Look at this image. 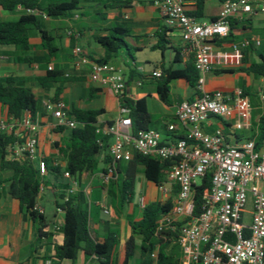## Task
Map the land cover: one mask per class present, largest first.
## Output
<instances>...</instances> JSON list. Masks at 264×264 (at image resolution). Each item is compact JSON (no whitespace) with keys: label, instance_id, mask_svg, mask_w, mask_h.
<instances>
[{"label":"built area","instance_id":"obj_1","mask_svg":"<svg viewBox=\"0 0 264 264\" xmlns=\"http://www.w3.org/2000/svg\"><path fill=\"white\" fill-rule=\"evenodd\" d=\"M152 1L166 26L180 31L184 43L182 56L192 58L199 72V94L177 107L176 118L184 131L182 139L164 141L162 134L153 128L134 135L130 110L120 102L127 98L128 80L124 70L109 62L91 60L82 47H75V66L78 69L87 67L92 81L109 88L120 102V117L100 130L102 135L113 137L109 148L111 160L104 171L94 174L93 179L98 181L99 188H108L118 177V163L130 161L135 154L168 161L167 182L157 189L165 198L172 195L176 186L179 192L173 210L159 221V231H179L183 264H264V144L258 147L254 140L232 143L225 128L209 129L212 119H221L231 127L233 135L249 130L254 107L243 89L232 93L205 89V76L214 71V42L231 35L233 20H242L245 14L264 15V0L226 1L222 3L219 17L211 22H199L188 12L184 0ZM26 13L47 18L38 10L26 9ZM252 44L259 46L261 41L246 38L232 43V48L242 55ZM161 75V71L152 73V77ZM142 84L143 80L136 81L137 87ZM261 98L264 99L263 94ZM44 109L55 119L54 128L75 129L79 125L70 118L61 100H47ZM41 127V120L29 113L20 119H0V138L7 135L16 139L7 158L10 161L27 158L39 170L42 178L39 199L46 191L45 181L49 174L46 161L37 159ZM168 129L174 132L177 126L171 124ZM55 164L66 165L65 161ZM208 174L212 175L211 188L204 197L202 212L194 216L195 186ZM64 177L70 181L68 193H76L80 188L78 180L69 172H65ZM139 202L142 209L148 204L144 196ZM96 205L105 215H111L104 202L97 201ZM56 210L63 214L61 208ZM63 224L64 219L55 223V239L64 235ZM153 257H157L156 252ZM45 264L56 262L50 258Z\"/></svg>","mask_w":264,"mask_h":264},{"label":"crops","instance_id":"obj_2","mask_svg":"<svg viewBox=\"0 0 264 264\" xmlns=\"http://www.w3.org/2000/svg\"><path fill=\"white\" fill-rule=\"evenodd\" d=\"M184 2L190 14L198 15L195 18L199 22L216 20L222 8L220 0H206L200 11H198L196 0H184ZM113 3H117V5L110 7ZM106 4L109 7H106ZM23 15H27V13L26 8L22 5H19L14 11L0 8V21H16ZM234 23L236 25L233 28V34L237 38L236 41L252 38L260 39L261 44L259 46L255 44L252 54L248 53L245 56L247 59L245 64L242 63V55L232 48V43L236 41L216 44L212 53L214 71L205 76V89L208 92L223 93H232L239 88L243 91L245 89L254 106L257 104V100L262 99L264 78L250 72L249 61L251 59L260 61V56L264 57V15L245 14L242 20L238 19ZM44 25L45 29L57 39L59 48L58 52L48 61V67L61 70L64 72V76L72 78V81L64 84L53 83L48 89H45L36 81V78L45 74L46 65L37 62L31 65L20 62V59L29 57L35 59L49 57L48 51L42 47L43 41L37 30L31 31L30 50L28 51L16 46L0 47V78L13 76L30 79L26 86L33 89L40 101V109L35 116L41 120L42 124L37 159L53 157L54 161L64 163L62 154L55 144L61 142L66 133L58 132L59 128L53 127L55 119L44 109V103L47 100L53 101L58 86L62 85L63 87L59 99L66 104L69 115L73 108L105 109L106 114L99 118V122L103 125H107L109 122L113 123L120 117V102L115 94L109 88L93 82L87 67L78 69L74 64L73 56L74 48L80 46L90 59H103L105 50L97 38L108 35L109 30L114 27L123 28L129 32L126 41L131 47L135 59V61H131L126 50H122L116 59L109 62L124 70L128 80L127 98L135 101L146 100L150 113L158 116L156 128L153 129L162 134L164 141H175L172 136L183 135V128L176 118L177 107L184 100L195 99L199 93L185 79H176L170 86L172 103L167 105L160 100L158 84L152 77V73L154 71L162 72L163 68L182 70L186 67L187 59L181 56V62H175L176 50H180L184 44L181 33L177 29L166 26L152 0H81L80 10L76 11L73 16L48 19ZM161 36H164L168 41L163 50L160 48ZM133 70L143 78L141 87H137V80L130 78ZM8 118L11 117L8 115L7 107L0 104V119ZM171 124L177 126L174 132H170L168 129ZM219 126L225 128L219 119H212L209 129L212 130ZM227 135L232 143L245 140H238L231 130ZM62 166L64 167L65 164ZM100 171L103 169L96 173ZM94 174L83 179L81 190L85 191L87 195L89 194L91 204L99 209L94 212V217L97 220L109 221L111 227L121 230L122 256L126 240L132 234L128 215L135 216L138 210L139 217H135L136 220H140L143 209L140 207V202L134 199L131 204L126 205L128 207L126 220L110 218L112 213L109 216L105 215L96 202L102 201L110 206L109 189L99 188L98 181L93 179ZM12 175V171L0 169V264H45L46 260L52 258L54 254V244H61L63 236L55 239L54 235L49 243L38 240L35 224L27 214L26 208L9 193ZM147 182L148 188L142 190V196L147 199L148 204L157 201L166 202L172 197L176 200L177 195L174 196L172 193L169 198H165L158 189L157 191L153 189V186L157 187L154 183L148 180ZM45 203H49L55 208L54 221L51 226V231L54 234L55 223L64 219L63 214L57 213L54 190L46 189L38 200V206L47 216V208L43 207ZM94 228L101 237L106 233V225L99 221ZM171 251L170 248L169 252ZM79 258L83 260V264L93 263V261L87 262L82 255ZM65 263L73 264L68 260L61 264Z\"/></svg>","mask_w":264,"mask_h":264},{"label":"trees","instance_id":"obj_3","mask_svg":"<svg viewBox=\"0 0 264 264\" xmlns=\"http://www.w3.org/2000/svg\"><path fill=\"white\" fill-rule=\"evenodd\" d=\"M198 11L201 10L206 0H196ZM222 3L232 0H220ZM81 0H0V8L6 11H14L19 5L26 9L38 10L47 15V18L39 14H27L21 16L16 21H0V47L16 46L24 51L30 50V35L32 30H37L42 38V47L48 51L49 57L45 59L25 58L20 59L22 63L45 64V74L36 78L40 85L48 89L53 83L64 84L72 81V78L64 76V72L57 68L48 67V61L58 52L57 39L45 29V21L48 19H59L71 17L80 10ZM113 3L110 7L116 6ZM106 7H109L107 4ZM198 17L197 14L191 13ZM231 24L232 33L227 38L216 39L214 42L236 41L233 34L235 23ZM128 31L123 28L114 27L109 30L108 35L97 38L98 42L105 50V57L95 60L99 63L111 62L116 59L122 50H126L131 61H135L131 47L126 41ZM168 43L164 36L160 37V48L163 50ZM255 44L242 52V63H247L245 56L252 54ZM182 48L176 50L175 62H181ZM250 72L264 78V57L260 56V61L251 59ZM132 80H143L135 70L130 76ZM158 84V95L160 100L170 105L171 83L176 79H185L189 85L197 90L199 72L196 70L194 60L187 59L186 67L182 70L172 68L162 69L160 77H153ZM30 79L24 77L0 78V104L7 107L8 115L14 119H20L25 113L36 116L40 109V101L33 92V89L26 86ZM95 91V90H94ZM198 91V90H197ZM63 87L58 86L53 101L60 100ZM244 94L249 93L244 89ZM264 94V89H263ZM124 108L130 110L129 116L132 119V132L137 135L139 131L156 128L157 115L150 113L147 102L144 99L132 100L124 98L121 101ZM252 113V127L235 133V137L245 140H254L258 147L264 144V99L254 106ZM106 114L105 109L84 110L73 108L70 118L79 123L75 129L60 127L58 132H65L66 136L61 142L55 145L62 154L66 165H56L53 157L44 158L48 164V177L45 181L46 189L54 190L56 207L63 210V240L60 244H54V254L52 258L56 264L68 260L76 264L79 256L93 261L96 264H131L135 259L138 247L140 258L138 264H183L181 247L179 245V231L162 230L159 231V221L170 213L175 207V198H170L166 202H151L145 206L140 220H136L134 215H128L129 226L132 234L126 240L124 249V260L121 263V230L111 227L110 222L94 217V212L99 211L94 207L85 191L81 190L83 179L92 176L97 171L105 170L110 162L111 156L109 148L113 142L112 136H104L100 132L103 124L99 118ZM225 126V133L230 130V126L220 119ZM112 125V122L108 123ZM173 139H182V136H172ZM16 143L13 136H3L0 138V169L13 172L10 180L9 193L26 208L27 214L35 224V229L39 241L51 242L54 234L51 231V224L44 212L38 209V200L42 178L36 164L27 158H20L10 161L7 158L9 148ZM170 163L160 158L146 157L135 154L130 161L118 163V177L108 187L110 197V209L113 215H120L126 205L131 204L136 196V186L138 175L142 172L145 178L156 186L167 182V171ZM65 172H69L73 178L79 182V190L74 194H69L70 181L64 177ZM211 174L201 179L200 184L195 186V212L198 216L202 212L204 197L211 188ZM179 188H174L173 194L176 196ZM106 225V233L101 237L94 228L97 222ZM171 248V252L169 249ZM157 253L154 258L153 254Z\"/></svg>","mask_w":264,"mask_h":264},{"label":"rangeland","instance_id":"obj_4","mask_svg":"<svg viewBox=\"0 0 264 264\" xmlns=\"http://www.w3.org/2000/svg\"><path fill=\"white\" fill-rule=\"evenodd\" d=\"M139 56V55H138ZM261 101H262V99H259V100H257V103H261ZM223 126H224V124H223ZM143 181V182H142ZM147 180L145 179V176H144V174L142 173V172H140L139 173V175H138V182H137V186H136V198H135V201H140V198H141V196H142V190L144 189V190H147V188H148V185H147ZM153 189H155L156 191H157V187H155V186H153ZM43 207H45V208H47V219H48V221L50 222V224L51 225H53V221H54V212H55V208L51 205V204H49V203H45L44 205H43ZM127 212H128V207H126L125 209H124V211L120 214V215H111L110 216V218L112 217H114L115 219H118V220H120V219H125L126 220V218H127ZM135 216L138 218L139 217V211L137 210V212L135 213ZM245 221H247V219L245 218ZM139 258H140V249H139V247H138V251H137V254H136V257H135V259L132 261V263L131 264H138V262H139ZM123 259H124V254H123V252H122V256H121V262L123 261ZM66 264V263H65ZM76 264H83V260L81 259V258H79L77 261H76ZM89 264H96L95 262H93V263H89Z\"/></svg>","mask_w":264,"mask_h":264}]
</instances>
